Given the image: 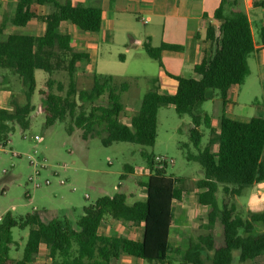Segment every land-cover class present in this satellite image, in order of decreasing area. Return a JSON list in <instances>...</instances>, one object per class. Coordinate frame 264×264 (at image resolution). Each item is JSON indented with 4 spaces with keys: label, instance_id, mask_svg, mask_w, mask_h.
Listing matches in <instances>:
<instances>
[{
    "label": "trees",
    "instance_id": "trees-1",
    "mask_svg": "<svg viewBox=\"0 0 264 264\" xmlns=\"http://www.w3.org/2000/svg\"><path fill=\"white\" fill-rule=\"evenodd\" d=\"M34 5H49L52 10L42 15L35 12ZM101 11L99 6L73 4L69 0H16L12 28L0 40V69L20 79L26 101L12 109L0 107V146H5L16 127L26 130L30 126L36 70L46 74L44 89H38L45 126L65 122L68 134L78 129L81 139L96 135L105 146L114 142L153 146L158 109L171 105L178 116L190 119L188 141L182 146L186 148L185 158L197 162L202 169L195 187L196 202L206 207L203 231L191 238L183 251L174 250L169 237L174 202L185 195V178L166 175L165 163H155L154 154L141 152L144 166L149 168L141 184L145 190L142 199L128 203L129 196L123 193L100 196L82 207L75 227L57 218L43 221L37 213L17 219L6 211L0 218V264H32L41 247L50 259L49 264H117L122 253L149 264H170L171 253L179 255V264H254L253 259L264 254V231L255 229L258 222L264 223V212L242 216L234 199L245 186L264 181V117L239 121L224 113L228 90L244 82L249 74L247 59L255 50L250 23L239 1L220 0L215 8L213 18L219 26L215 30L209 25L205 31V38L214 49L193 65V76H173L177 81L174 93L158 92L157 88L146 91L128 123L120 120L124 113L121 93L128 88V82L122 77L95 72L90 87L78 89L77 73L89 56L74 50L70 34L61 28L63 22H68L81 31L97 32ZM33 19L43 22L39 35L22 30ZM260 42L264 45V26L260 28ZM142 48L160 65L162 51L181 52L185 46L164 42L152 46L144 41ZM55 72H64L67 83L54 79ZM215 90L221 100L217 130L211 127L210 116L199 109ZM103 96L105 103L99 101ZM202 125L210 132L204 147H200ZM124 167L125 172L132 168ZM219 187L223 193L221 203L217 199ZM106 218L142 224L141 239L100 234L99 227ZM14 227L28 228L19 258L9 256L15 244L11 234Z\"/></svg>",
    "mask_w": 264,
    "mask_h": 264
},
{
    "label": "rangeland",
    "instance_id": "rangeland-1",
    "mask_svg": "<svg viewBox=\"0 0 264 264\" xmlns=\"http://www.w3.org/2000/svg\"><path fill=\"white\" fill-rule=\"evenodd\" d=\"M72 1V0H70ZM84 2L77 0L82 5H104L106 0H92ZM16 0H0V40L6 37L11 30V17ZM90 3V4H89ZM114 0H109L113 5ZM35 12L49 13L52 7L49 5L36 6ZM72 29L65 26L72 32L73 40L97 41V32L81 31L74 25ZM255 27V26H254ZM43 23L40 19H33L22 28L24 33L39 34L42 32ZM217 30V28H216ZM260 36L258 28H254V38ZM99 54L91 61L81 64L80 69L88 72L90 76L82 72L77 77V88L87 89L91 85V77L94 72L107 73L122 76L130 87H135L136 103H139L142 93L149 89V86L142 78V75H151L156 71V61L146 55L144 50L133 57L127 56L125 61L118 59L117 52L124 50L117 42L102 41L99 44ZM102 55V57L100 56ZM250 75L239 85L237 103H232V109L245 111L242 120L252 116H259L261 103L264 97V89L256 80L258 74L256 63L249 60ZM82 71V70H81ZM46 74L41 70L35 71L36 91L31 97L34 107L30 115V126L26 130L16 127L10 135L5 146H0V216L9 211L15 218L24 217L29 213H37L43 221L52 218L67 220L75 227V220L82 214V207L93 203L103 195L123 193L127 196V202L142 199L145 193L140 189L141 177L127 174L122 178L125 165L143 167L144 162L141 152L161 155L173 160L165 165L166 175L185 178L184 187L186 195L184 202H176L175 221L172 225L171 241L178 248L177 243L181 242L179 230L186 233L187 237L195 238L197 226H204V211L194 200L193 192L195 181L202 177V169L195 161H188L185 158V149L182 144L188 141L190 119L188 116H178L171 105H161L157 112V136L151 147H144L134 143L114 142L108 146L101 143L99 136L93 135L84 140L80 137V130L74 129L71 134L65 131V122H55L47 127L44 124L42 110V99L38 89H44V78ZM52 77L56 80L67 83L64 72H55ZM263 85V84H262ZM233 96V95H232ZM26 101L24 87L20 79L8 70L0 69V107L12 109L14 105H22ZM105 103V96L99 99ZM121 101L126 103L125 93H121ZM138 105V104H137ZM199 109L205 111L211 119L219 116V94L215 90V96L199 105ZM127 115V116H126ZM123 113L120 120L129 122L128 115ZM214 128L216 130L217 123ZM203 137L200 147L207 144L210 132L204 125L200 127ZM101 135L104 132L98 128ZM25 136V137H23ZM192 150L193 147L190 146ZM36 149V156L48 167L39 171L37 180L49 179L50 184L42 183L40 187H34L28 179L33 174V168L29 165L27 154H32ZM215 149V145L213 146ZM3 170L6 172L4 173ZM53 171L58 174L54 175ZM63 179L64 183H59ZM4 188V192L1 189ZM251 186H245L240 196L234 199L235 206L240 210L241 202L250 191ZM223 193L218 188L217 199L221 203ZM238 205V206H237ZM189 210L193 215L183 216L184 209ZM182 216L181 218L179 217ZM182 226V228L180 227ZM218 229V223L216 225ZM28 228H12L11 234L15 244L11 246L9 256L19 258L27 236ZM182 237V238H183ZM120 261V264H148L147 260L138 259L132 256ZM178 254L174 253L171 264H178ZM32 264H49L50 259L43 247L35 255ZM238 264V262H235Z\"/></svg>",
    "mask_w": 264,
    "mask_h": 264
},
{
    "label": "crops",
    "instance_id": "crops-1",
    "mask_svg": "<svg viewBox=\"0 0 264 264\" xmlns=\"http://www.w3.org/2000/svg\"><path fill=\"white\" fill-rule=\"evenodd\" d=\"M106 1H108V3L104 5L101 4L93 5V6L101 7L102 10L101 26L100 29L97 31L98 33L97 41L94 42L93 40L92 41L87 40L86 42V40L85 41L84 40L80 41L78 39L73 40L74 37H72V32L74 31H73V27L71 26L72 24L68 22H63L61 24L62 30L69 33L71 36V45L73 49L88 54L89 58L87 61L84 62L91 61L94 57H97V55L99 54V46H100L99 44L102 41L117 42L124 50L122 53H119V50L116 51L118 59L122 61H125L128 55L133 57L134 55L138 54L139 49L143 50L142 44L144 41H149V43L152 46H159L163 42L168 44L183 45L185 46V49L181 52L162 51L160 54V62H161L160 65L157 60L153 59L154 61H156V71L151 75H142V78L145 81V83H147V85L149 86V89L157 88L158 92L174 93L176 89L177 81L174 79L173 76H178V75L185 77L193 76V72H192L193 65L195 63L200 62L203 57H208L214 49V45H212L205 38V31L209 25L213 26L215 30L219 26V21L213 18V12L215 8L218 6L220 0H114L115 3L113 5H109V0ZM238 1L248 17L252 39L255 47V50L249 55L247 59L248 67H249V60H252L256 63L259 74L256 75V80L261 84V88L264 89V45L260 42V36L257 40L254 38V28L255 27L258 28L260 32V28L264 26V0H238ZM70 2L73 4H78L76 3L77 0H72ZM84 2L91 3L93 1L84 0ZM39 14L45 15L47 13L39 12ZM141 18L145 19L146 22L141 21ZM66 25L67 27L72 29V32H69L66 29H64ZM100 56L102 57V55ZM80 72L86 75V77L90 76L88 72H85L83 69H80L77 75L80 74ZM250 73L251 70L249 67V74L247 75V77L250 75ZM103 74H107V73H103ZM114 76L120 77L119 75H114ZM239 90H240L239 85H234L228 90V96H227L228 102L224 113L226 116L232 119L239 121H246L251 117L247 118L246 120H242L243 115L247 114L245 111H239V110L234 111L232 109V103L233 104L237 103ZM124 93L126 96V103L125 104L123 103L124 113L125 115L126 113L129 114L128 119H130V115L137 108L138 106L137 104H139L136 103L135 101L136 99L135 87H130L128 85V88L124 91ZM144 93H142V95ZM214 96L215 94L213 95V97ZM219 105H220V113H219L220 116L221 114L220 97H219ZM260 107H261L260 115L252 116V117H264V99ZM219 116H216V118L214 119L210 118L211 127L214 128V126H216L215 125L216 122L218 128ZM188 127L190 128L191 125L189 124ZM130 166L132 167L131 170H129V172H125V167H124V172L121 173V175H123L124 177H126L127 174H133L134 176L140 175L141 177L140 184H142V182L146 179L147 175L143 173H138L135 167H133L132 165ZM140 189H144L143 185L140 186ZM196 190L197 189L195 187L193 192L195 201H196ZM1 192L2 193L4 192V188L1 189ZM185 195H186V191H185ZM184 200L185 198L183 197L181 201H176V202H184ZM176 202H174L175 208H176ZM198 206L203 208L204 225H205L206 207L199 204ZM235 208L239 212V214H241L240 210L236 206ZM241 209L243 210V212H245L241 214L242 216H246L248 213L264 212V181L257 182L251 185L250 191L246 194L243 202H241ZM182 213L183 216L193 215V213L191 214L189 210H187L186 208L183 210V212H181V214ZM179 217L181 218L182 216L179 215ZM174 221H175V212H174V219L172 225ZM172 225L169 236L170 241H171ZM216 225H215V230L218 232L219 228L217 229ZM180 227L182 228V226ZM203 227H200L198 225L197 230H193L195 232V236L202 233ZM255 229L257 232L264 231V223L258 222L255 225ZM99 233L107 236L123 235L128 238L138 240L141 239L142 236V224H133L131 222H119V221H115L112 218H106L99 227ZM179 234L185 235L184 237L182 236L183 238L181 237L180 244L179 242L177 243L179 248L176 245H174L173 242L171 241L173 248L176 252L183 251L186 248L188 241L191 239L187 237L186 233L182 232V230L181 231L179 230ZM173 254L174 253L170 254L171 258L173 257ZM237 254L238 252L235 251L234 252L235 260ZM129 256L130 255L122 253L117 260V264H120L121 260L124 261V259H129L127 258ZM178 259L179 257L175 261L179 264ZM235 262L237 261H234V264ZM253 263L264 264V254L256 256L253 259Z\"/></svg>",
    "mask_w": 264,
    "mask_h": 264
},
{
    "label": "built area",
    "instance_id": "built-area-1",
    "mask_svg": "<svg viewBox=\"0 0 264 264\" xmlns=\"http://www.w3.org/2000/svg\"><path fill=\"white\" fill-rule=\"evenodd\" d=\"M141 21L146 22V20L143 19V18H141ZM23 137H25V136H23ZM27 158H28L29 165L32 166V168H33V174L30 175L28 177V179L30 181H32L34 187H40L42 185V183L45 184V185H49L50 184V180L49 179H44L42 181L37 180V177L39 175L40 169L48 167L46 162H45V158H43L42 162H40L38 160V157L36 156V149L33 150L32 154H27ZM154 162L155 163H165V165H166L167 162L172 163L173 160L170 159V158H167L165 156L155 155L154 156ZM136 171L138 173H143V174L148 175L149 168L146 167V166L137 167ZM3 172L5 173L6 171L3 170ZM53 174L57 175L58 173L56 171H53ZM59 183H61V184L64 183V180L63 179H59Z\"/></svg>",
    "mask_w": 264,
    "mask_h": 264
}]
</instances>
